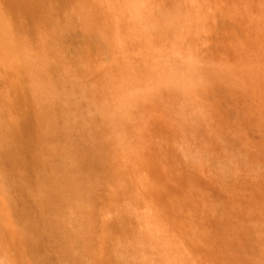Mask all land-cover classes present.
I'll return each mask as SVG.
<instances>
[{"label":"rangeland","instance_id":"1","mask_svg":"<svg viewBox=\"0 0 264 264\" xmlns=\"http://www.w3.org/2000/svg\"><path fill=\"white\" fill-rule=\"evenodd\" d=\"M193 2L0 0V264H264V0Z\"/></svg>","mask_w":264,"mask_h":264},{"label":"bare ground","instance_id":"2","mask_svg":"<svg viewBox=\"0 0 264 264\" xmlns=\"http://www.w3.org/2000/svg\"><path fill=\"white\" fill-rule=\"evenodd\" d=\"M205 1L206 0H194L193 4H192V7L195 9L196 13H195V16H194V21L196 22L197 20H201L202 18L206 17V15L210 12V10L212 9L213 7V3L211 5H209V3L205 4ZM205 4V5H203ZM207 22H205V26H206ZM186 30L187 32H191L192 34H195V33H199V28L197 27V29L193 26H187L186 27ZM184 41V39H183ZM185 43V42H184ZM181 46L186 49V46L182 43ZM186 52L184 51H178V55L182 56V57H185L187 56V58H189L190 60H194L196 55L193 54V53H190L188 54L187 52V49L185 50ZM257 65V64H255ZM260 65H257L256 67H258ZM194 82V78L190 75L186 76V79L184 80V83L186 86L190 87Z\"/></svg>","mask_w":264,"mask_h":264}]
</instances>
